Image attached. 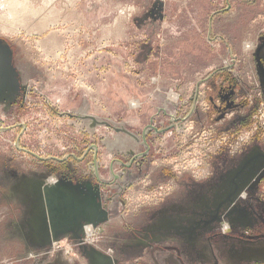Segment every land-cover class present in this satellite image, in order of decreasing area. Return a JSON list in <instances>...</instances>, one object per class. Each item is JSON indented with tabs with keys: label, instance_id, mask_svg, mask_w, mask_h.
<instances>
[{
	"label": "rangeland",
	"instance_id": "obj_1",
	"mask_svg": "<svg viewBox=\"0 0 264 264\" xmlns=\"http://www.w3.org/2000/svg\"><path fill=\"white\" fill-rule=\"evenodd\" d=\"M260 47L264 0H0V264H264V159L212 222L264 154ZM46 187L106 215L49 239Z\"/></svg>",
	"mask_w": 264,
	"mask_h": 264
},
{
	"label": "water",
	"instance_id": "obj_2",
	"mask_svg": "<svg viewBox=\"0 0 264 264\" xmlns=\"http://www.w3.org/2000/svg\"><path fill=\"white\" fill-rule=\"evenodd\" d=\"M262 48L257 52V60L259 63V68L261 70V73H264V69L261 65V52ZM259 159H264V154L261 153L257 148L253 149L252 154L250 157L242 164V166L239 168V171H237L230 179V185L229 192L227 193V197L225 200L219 204V206L216 208L215 211V217L213 218L212 222L217 219L218 212L221 208H224L225 205L229 206L232 204H235L236 197L240 194L243 187L240 184H237V179L240 175L246 173V169L249 166L256 165V161ZM46 192V205H47V214L43 211L41 214V225L43 229V234L46 235L47 238L56 237L57 235V227L60 225H63V227L71 226L73 224V221L76 219L77 216L81 214V212H84L85 220L92 225L96 227L97 224H99L100 219L104 218L106 215V212L102 210L100 207V204L95 201L92 202V204L89 206V208L84 209L81 204L76 205L73 203L72 198H67L63 200H59L60 198L55 197L58 196V190H55L54 188H45ZM97 196L100 197V190H97ZM67 221H65V219ZM60 228V227H59ZM45 232V233H44ZM97 254V255H96ZM95 254V259L99 262H103L102 259L103 256H100L98 253Z\"/></svg>",
	"mask_w": 264,
	"mask_h": 264
},
{
	"label": "flooded vegetation",
	"instance_id": "obj_3",
	"mask_svg": "<svg viewBox=\"0 0 264 264\" xmlns=\"http://www.w3.org/2000/svg\"><path fill=\"white\" fill-rule=\"evenodd\" d=\"M261 57H262V60H263V56H262V54H261ZM261 65H262V68L264 69V64H263V62H261ZM263 74V76H264V73H262ZM52 181L53 182H56V179L55 178H53L52 179ZM54 184V183H53ZM222 209V208H221ZM221 209H220V211H221ZM220 211L217 213L218 214V217H217V219L216 220H214V222H216L218 219H219V217H220ZM215 217V216H214ZM86 232L88 233V235L89 236H93L94 234V232H93V230H92V228L91 227H87V229H86ZM103 261H107V260H103Z\"/></svg>",
	"mask_w": 264,
	"mask_h": 264
},
{
	"label": "crops",
	"instance_id": "obj_4",
	"mask_svg": "<svg viewBox=\"0 0 264 264\" xmlns=\"http://www.w3.org/2000/svg\"><path fill=\"white\" fill-rule=\"evenodd\" d=\"M263 57H264V56H263ZM53 183H55V182H53V181H52V179H51V181H50L49 185H51V184H53Z\"/></svg>",
	"mask_w": 264,
	"mask_h": 264
},
{
	"label": "bare ground",
	"instance_id": "obj_5",
	"mask_svg": "<svg viewBox=\"0 0 264 264\" xmlns=\"http://www.w3.org/2000/svg\"><path fill=\"white\" fill-rule=\"evenodd\" d=\"M47 2H48V1H47ZM47 2H46V3H47ZM47 5H48V4H47ZM21 6H22V4H21ZM19 7H20V6H19ZM52 9H53V8H52ZM42 23H43V22H42ZM43 27H44V26H43ZM103 260H104V259H102V261H103ZM103 262H104V261H103Z\"/></svg>",
	"mask_w": 264,
	"mask_h": 264
}]
</instances>
